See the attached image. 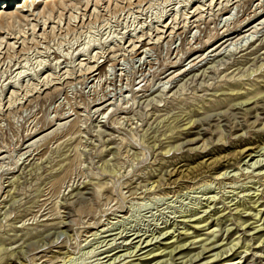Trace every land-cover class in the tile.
I'll use <instances>...</instances> for the list:
<instances>
[{
	"label": "rangeland",
	"instance_id": "rangeland-1",
	"mask_svg": "<svg viewBox=\"0 0 264 264\" xmlns=\"http://www.w3.org/2000/svg\"><path fill=\"white\" fill-rule=\"evenodd\" d=\"M41 1L0 0V264H264V0Z\"/></svg>",
	"mask_w": 264,
	"mask_h": 264
},
{
	"label": "bare ground",
	"instance_id": "bare-ground-1",
	"mask_svg": "<svg viewBox=\"0 0 264 264\" xmlns=\"http://www.w3.org/2000/svg\"><path fill=\"white\" fill-rule=\"evenodd\" d=\"M9 4H8V7H9V5H11V4H15V2L17 1V0H6ZM23 1V0H22ZM68 1V0H67ZM71 1V0H70ZM21 2V1H20ZM63 3V2H65V0H61V1H56V2H51V3H47V4H45L46 5V7H48V8H50L51 6H55V5H57L58 3ZM21 3H23V2H21ZM41 3H42V1L41 0H24V4L22 5V6H18V8H17V11L18 12H25L26 10V8H32V7H34V9L35 10H37V9H39V6L41 5ZM44 3V2H43ZM228 3H229V1H228ZM7 4V3H6ZM5 4V5H6ZM65 4V3H64ZM4 5V4H3ZM2 6V7H0V20L1 19H3V18H5V13L3 12V8H5L6 6ZM7 7V8H8ZM9 9V8H8ZM27 11L29 12L30 10H28L27 9ZM17 12V13H18ZM31 12V11H30ZM33 12V11H32ZM3 24V23H2ZM168 27H170V26H168ZM249 150H252L254 153L256 152L255 150H256V148H251V147H248L247 148V151H249ZM243 152V151H242ZM260 153V152H259ZM252 154L253 153H251L250 155H249V157H252ZM256 163V162H255ZM258 163V162H257ZM254 165V164H253ZM204 223H205V221H203ZM199 224H202V222H198L197 223V225H195L196 227L197 226H199ZM97 234V233H96ZM204 250H206V249H204ZM218 257V256H217Z\"/></svg>",
	"mask_w": 264,
	"mask_h": 264
}]
</instances>
